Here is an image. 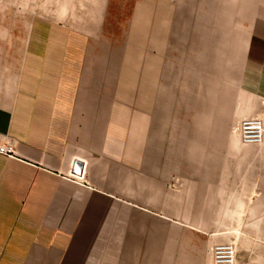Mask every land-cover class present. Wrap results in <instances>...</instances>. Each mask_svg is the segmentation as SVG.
I'll use <instances>...</instances> for the list:
<instances>
[{"label":"crops","instance_id":"obj_1","mask_svg":"<svg viewBox=\"0 0 264 264\" xmlns=\"http://www.w3.org/2000/svg\"><path fill=\"white\" fill-rule=\"evenodd\" d=\"M27 10L0 39V264H214L212 222L264 205V136L238 132L264 116L260 9Z\"/></svg>","mask_w":264,"mask_h":264},{"label":"rangeland","instance_id":"obj_2","mask_svg":"<svg viewBox=\"0 0 264 264\" xmlns=\"http://www.w3.org/2000/svg\"><path fill=\"white\" fill-rule=\"evenodd\" d=\"M104 0H0V39L10 45L13 37L24 36L28 21L27 9H74L77 5L97 8ZM243 6L260 9L264 21V0H238ZM232 0H229L231 5ZM112 9H156L157 0H110ZM10 48V47H9ZM239 132V131H238ZM220 206L211 210L217 216ZM228 206V222H212L213 231L219 233L216 243L231 242L237 253V264H264V205Z\"/></svg>","mask_w":264,"mask_h":264},{"label":"built area","instance_id":"obj_3","mask_svg":"<svg viewBox=\"0 0 264 264\" xmlns=\"http://www.w3.org/2000/svg\"><path fill=\"white\" fill-rule=\"evenodd\" d=\"M239 134L245 144H256L264 136V116L254 115L245 117L238 127ZM10 144L0 145V152L11 153ZM77 170V164H76ZM214 264H236L237 253L235 246L228 241L215 243L213 247Z\"/></svg>","mask_w":264,"mask_h":264}]
</instances>
